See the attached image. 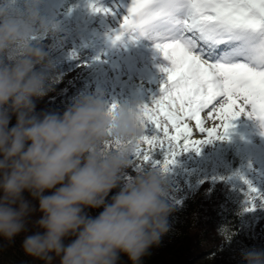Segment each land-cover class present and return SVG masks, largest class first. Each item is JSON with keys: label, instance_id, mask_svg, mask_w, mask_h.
Masks as SVG:
<instances>
[{"label": "clouds", "instance_id": "9594fccd", "mask_svg": "<svg viewBox=\"0 0 264 264\" xmlns=\"http://www.w3.org/2000/svg\"><path fill=\"white\" fill-rule=\"evenodd\" d=\"M53 27L34 3L0 6V241L22 237L21 250L39 264H143L171 230L165 170L128 172L141 111L87 95L62 114L37 111L56 81L32 41ZM240 259L264 264V248H244Z\"/></svg>", "mask_w": 264, "mask_h": 264}, {"label": "snow or ice", "instance_id": "6c2138e0", "mask_svg": "<svg viewBox=\"0 0 264 264\" xmlns=\"http://www.w3.org/2000/svg\"><path fill=\"white\" fill-rule=\"evenodd\" d=\"M121 29L153 40L170 62L162 68L167 80L160 97L141 109L144 134L136 159L148 161L159 147L167 171L181 152L198 153L200 145L226 139L241 115L259 121L264 135V0H131ZM122 38L116 34L113 43ZM205 110L220 123L206 128ZM149 126L152 135L146 134ZM194 128L207 138L192 139ZM235 176L247 186L241 216L264 209V191Z\"/></svg>", "mask_w": 264, "mask_h": 264}, {"label": "rangeland", "instance_id": "374dc122", "mask_svg": "<svg viewBox=\"0 0 264 264\" xmlns=\"http://www.w3.org/2000/svg\"><path fill=\"white\" fill-rule=\"evenodd\" d=\"M65 1L32 0L39 17L54 26L48 32L37 31L32 43H38L44 48L51 64L68 62L71 67L67 72L52 78L56 83L51 96L69 82L78 80L79 83L70 90L75 96L68 99L67 107L77 97L85 95L97 97L109 106L115 105L130 111H141L143 106H151L161 95L156 94V91L166 81L167 73L162 71L160 57L151 58L143 65L137 64L138 57L142 56L139 49L146 47L149 39L121 29L131 0H76L72 8H67ZM7 6L15 10L13 5ZM94 7L111 9L115 15L94 11ZM116 34H122L123 38L113 43ZM76 58L80 59L73 63L72 59ZM63 68L67 69L66 66ZM153 77L156 78L154 82L150 79ZM201 117L206 128L220 123L215 119V113L213 118L208 117V110L202 112ZM194 123L189 122L190 126ZM154 132L152 126L146 130L148 135ZM261 132L259 121L241 115L232 121L227 138L236 141L239 149L247 152V165L251 172L255 171L260 176L254 186L264 191V135ZM196 136L198 139H206L207 133H200L194 128L192 139H196ZM227 138L213 139L200 145L198 153L192 149L181 152L176 157V163L168 166L165 171L168 199L174 203L175 208L196 195L204 181L213 183L221 176L231 178L226 179L231 188L238 185L239 179L235 176L237 172H231L232 169L220 154V150L227 145ZM142 147L147 148L146 145ZM163 160V151L156 147L148 161L134 157L128 172L134 174L140 167L163 168ZM258 210L259 213L254 216V233L264 244V209Z\"/></svg>", "mask_w": 264, "mask_h": 264}, {"label": "trees", "instance_id": "16d2710c", "mask_svg": "<svg viewBox=\"0 0 264 264\" xmlns=\"http://www.w3.org/2000/svg\"><path fill=\"white\" fill-rule=\"evenodd\" d=\"M65 2L67 8L76 4V0ZM32 3V0H0V6L13 5L17 11H23L25 4ZM79 59H72V62L76 63ZM51 65V78L71 68L68 62H55ZM78 83V80L69 82L53 96L50 94L54 92L52 88L46 97L37 101V111L62 114L67 108L68 99L75 96L70 90ZM226 143L220 154L232 169L231 172L236 171L255 184L259 175L254 170L251 172L247 165V152L240 150L236 141L231 138H227ZM242 183L239 180L238 185L231 188L226 179L217 177L213 183L204 181L196 195L184 200L171 213V230L162 238L158 247L151 249V255L144 257L143 264H241L242 249L264 248V244L254 233V216L259 210L241 216V203L247 190V187L242 189ZM100 211L102 209H92L91 214L95 216ZM21 239L22 237H17L15 243L10 245L0 241V244H4L0 250V264H39L23 253L20 248ZM122 260L127 264L126 257H122Z\"/></svg>", "mask_w": 264, "mask_h": 264}, {"label": "bare ground", "instance_id": "6f19581e", "mask_svg": "<svg viewBox=\"0 0 264 264\" xmlns=\"http://www.w3.org/2000/svg\"><path fill=\"white\" fill-rule=\"evenodd\" d=\"M148 45H146V47L144 48H140L139 51L140 55H142L141 57H138V63L139 65H143L145 64L146 61L150 60L151 58H158L160 57L162 59L161 62V66L162 68H167L170 67V62L168 60H166L161 54L160 52L155 48L154 44L155 42L151 39H149ZM152 45V46H150ZM152 82H154L156 80V78H150ZM167 80V79H166ZM153 90H155L154 88H152ZM156 94L160 95L161 94V86H159L157 88ZM199 137L196 136V139H198Z\"/></svg>", "mask_w": 264, "mask_h": 264}]
</instances>
